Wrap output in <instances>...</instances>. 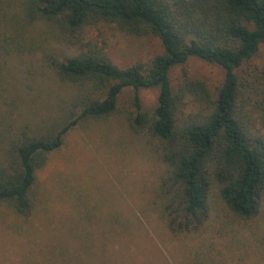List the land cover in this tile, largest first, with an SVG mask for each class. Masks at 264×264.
Returning <instances> with one entry per match:
<instances>
[{"label": "trees", "instance_id": "obj_1", "mask_svg": "<svg viewBox=\"0 0 264 264\" xmlns=\"http://www.w3.org/2000/svg\"><path fill=\"white\" fill-rule=\"evenodd\" d=\"M3 1L0 206L28 218L35 206L37 173L48 155L75 126L115 115L120 94L131 88L134 112L126 120L134 134L158 143L165 171L152 203L171 234L198 231L210 218L213 193L240 219L259 214L264 199V66L244 67L264 45V0H19L18 12L10 18L1 15ZM39 24L47 41L63 43L68 50L62 56L30 55L60 90L45 95L53 103L45 104L50 111L41 115L33 106L41 109L37 97L42 86L30 74L27 90L20 89L22 77H15L9 64L10 58L22 60L32 52L21 45L24 30ZM100 24L130 36H153L162 53L120 68L102 48L83 43L84 30ZM190 58L222 69L215 93L186 77L176 89L171 86L172 69ZM151 88L158 90L157 105L143 112L137 93ZM70 89L72 96L62 98L60 93ZM189 104L192 110L185 112Z\"/></svg>", "mask_w": 264, "mask_h": 264}, {"label": "rangeland", "instance_id": "obj_2", "mask_svg": "<svg viewBox=\"0 0 264 264\" xmlns=\"http://www.w3.org/2000/svg\"><path fill=\"white\" fill-rule=\"evenodd\" d=\"M18 2L4 0L1 15L12 17ZM23 37L21 45L32 52L22 60L10 58L9 64L15 77H22L20 89L22 85L27 90L30 74L42 86L37 97L41 109L33 108L35 114H45L50 111L45 104L53 103L45 95L60 90L30 55L62 56L67 45L47 41L41 25L27 27ZM82 39L102 48L120 68L147 63L162 53L155 37L130 36L110 25L86 28ZM262 66L264 45L244 69ZM184 77L203 82L215 93L223 71L190 58L172 69L171 86L176 89ZM60 95L65 99L72 91ZM137 95L143 112L156 107L157 89ZM133 97L131 88L124 89L115 115L75 126L63 145L48 155L37 173L35 206L28 218L0 206V264H264V199L259 214L243 220L229 213L213 193L210 218L198 231L175 236L167 230L152 203L165 167L157 141L129 128L126 115L134 112ZM191 110L187 105L185 112Z\"/></svg>", "mask_w": 264, "mask_h": 264}]
</instances>
